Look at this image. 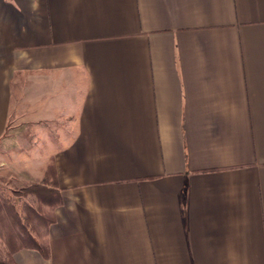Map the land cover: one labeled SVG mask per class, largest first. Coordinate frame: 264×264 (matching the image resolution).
Segmentation results:
<instances>
[{
	"label": "crops",
	"instance_id": "0c3cea01",
	"mask_svg": "<svg viewBox=\"0 0 264 264\" xmlns=\"http://www.w3.org/2000/svg\"><path fill=\"white\" fill-rule=\"evenodd\" d=\"M0 144L14 264H264V0H0Z\"/></svg>",
	"mask_w": 264,
	"mask_h": 264
},
{
	"label": "rangeland",
	"instance_id": "374dc122",
	"mask_svg": "<svg viewBox=\"0 0 264 264\" xmlns=\"http://www.w3.org/2000/svg\"><path fill=\"white\" fill-rule=\"evenodd\" d=\"M17 149L19 148L15 144L11 145V147H3L0 144V205L12 207L14 213L25 217L28 214L26 208H30L29 205L35 209L39 204L34 197L24 192V188L28 187L29 184H24L26 182L23 180L21 163L16 161L15 157L19 155ZM48 173L49 171L42 182L40 181L37 184H43L44 180L50 182ZM50 219V214L47 207H45V216H42L41 219H35L33 216L30 217V227H28L32 229L30 232L41 234V236L44 235L46 233V228L44 226H46V222ZM10 221L7 213L5 211H0V261H7V256L10 255L18 245L21 246L20 242L17 243L15 241L17 240L16 236L19 234V229L14 225L12 226V222Z\"/></svg>",
	"mask_w": 264,
	"mask_h": 264
},
{
	"label": "trees",
	"instance_id": "16d2710c",
	"mask_svg": "<svg viewBox=\"0 0 264 264\" xmlns=\"http://www.w3.org/2000/svg\"><path fill=\"white\" fill-rule=\"evenodd\" d=\"M49 170L50 168L48 167L47 172ZM50 172L51 170L49 171V173ZM45 182L46 181L44 180V183L41 185L32 184L24 188V192L27 195L34 197L36 199V202L39 204L35 209L26 208L28 214L25 217H22L19 214L14 213L12 207H8L7 205H0V211H5L11 220L10 222H12V226L14 225L16 228L19 229V234L16 236L17 240L15 241L17 243L20 242L21 244V246L18 245L17 248H15L11 252V254L7 256V261L5 260L0 261V264H14L11 255L15 250H17L20 247L32 248L40 251L44 256L46 255V248L34 240V238L32 237L33 233L30 232V230L32 229L28 228L30 227L29 221L31 216H33V218L35 219L36 218L41 219L42 216H45V207L56 205L58 201V195L56 194V192L49 188L51 182L49 181L46 183ZM49 224H50V220L46 222V226L44 227L47 228Z\"/></svg>",
	"mask_w": 264,
	"mask_h": 264
}]
</instances>
